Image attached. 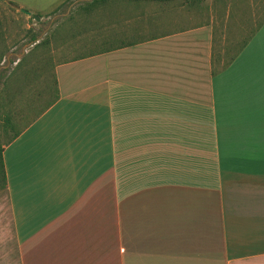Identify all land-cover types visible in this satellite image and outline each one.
I'll return each mask as SVG.
<instances>
[{"label": "crops", "instance_id": "obj_1", "mask_svg": "<svg viewBox=\"0 0 264 264\" xmlns=\"http://www.w3.org/2000/svg\"><path fill=\"white\" fill-rule=\"evenodd\" d=\"M212 39L54 64L59 98L3 149L0 264H264V23L217 74Z\"/></svg>", "mask_w": 264, "mask_h": 264}, {"label": "trees", "instance_id": "obj_2", "mask_svg": "<svg viewBox=\"0 0 264 264\" xmlns=\"http://www.w3.org/2000/svg\"><path fill=\"white\" fill-rule=\"evenodd\" d=\"M141 1H153L158 7L153 8L148 16H144V10L140 12L138 9ZM175 2L176 0H111L108 4L109 10L106 14L107 20L104 16L103 18H94L92 16L94 12L98 11L95 3L81 8L76 14L77 16L71 14L63 22L62 25L64 26L62 27H64V29L66 26H69V33L67 36L63 34L60 35V28L55 30L56 32H54V34L52 33V36L54 35V39L57 40L70 36L74 42L78 41L79 38L89 32L90 37L82 40V44H86L85 46L90 49L62 62L92 56L125 45L197 26V24H195L181 27L180 29L169 30V27H171L173 23L169 21L175 17L169 15L171 12H175V7L170 8L169 4ZM183 3L187 6V11L201 10V0H183ZM11 5L15 7V5ZM58 7L53 10L54 13ZM261 13V16H259L256 21V25L250 29L249 33L239 44L235 43L225 47L223 56L216 52L215 32L213 29V46L211 54L213 74H217L229 66L264 23V8ZM233 15V12L229 9L226 22H228ZM191 18L196 19L197 17ZM244 18L246 20L249 19L248 16H244ZM229 23L230 22L227 24ZM105 24L107 26L106 29L104 28ZM1 25L0 22V27ZM90 27H92L91 31L89 30ZM228 31L230 32V25ZM1 39H3V35L0 36V63L9 51L8 48H4V43L6 41ZM36 39L37 38L34 36L31 38L32 41ZM38 47L39 42L28 52V56L20 59L10 71H2L0 73V191L6 188V175L2 155L5 145L15 139L59 98L54 68L49 71L46 64H44V59L35 54ZM29 57L33 58L35 63H28ZM20 96H22V98H20ZM2 137H6L3 143L1 142Z\"/></svg>", "mask_w": 264, "mask_h": 264}, {"label": "rangeland", "instance_id": "obj_3", "mask_svg": "<svg viewBox=\"0 0 264 264\" xmlns=\"http://www.w3.org/2000/svg\"><path fill=\"white\" fill-rule=\"evenodd\" d=\"M17 1L22 5L21 8L31 12L32 15L43 16V18L36 21L32 16H24L19 9L17 10L10 3H0V22L2 24L1 27L5 31L4 36H6L4 48L9 49L0 63V73L2 71H10L20 59L28 56V52L38 42L39 47L35 51V54L44 59V64H46L49 71L54 68V64L61 63L80 53L86 52L90 48L85 46L86 44H82V40L90 37V34H84L78 41L73 42L70 36L58 40L54 39L52 33L54 34L56 32L55 30L60 28V35L67 36L69 26H66L65 29L62 27L64 26L62 24L66 18L71 14L77 16L76 14L81 8L92 3H95L98 9L92 16L94 18H103L104 16L107 20L106 14L109 10L108 4L111 0H69L63 1L62 3V0ZM201 1L200 11H187V6L183 3V0H176L175 3L169 4L170 8L175 7V12L173 11L169 14L170 16H175L169 21L171 23L173 22L169 30L180 29L181 27L195 24H210L215 32L216 52L221 56L225 53V47L241 42L249 33L250 29L256 25V21L261 16V11L264 8V0ZM58 5L59 7L54 13L53 10ZM157 7L158 5L153 1H141L138 9L140 12L144 10L143 15L148 16L153 8ZM229 9L234 15L229 19L228 22L230 23L227 24L226 18ZM195 16L197 17L196 19L191 18ZM244 16H248L249 19L246 20ZM229 25L230 32L228 31ZM33 36L37 38L35 41L31 40ZM27 62L35 63V60L29 57ZM5 139L6 137H2L1 142L3 143ZM2 191H0V196L2 195ZM2 248L3 246H0L1 250Z\"/></svg>", "mask_w": 264, "mask_h": 264}, {"label": "water", "instance_id": "obj_4", "mask_svg": "<svg viewBox=\"0 0 264 264\" xmlns=\"http://www.w3.org/2000/svg\"><path fill=\"white\" fill-rule=\"evenodd\" d=\"M19 10H20L22 13L26 14V15L32 16L33 19L36 20V21H39V20H40L39 16L32 15L31 12H29V11L23 9V8H19Z\"/></svg>", "mask_w": 264, "mask_h": 264}]
</instances>
